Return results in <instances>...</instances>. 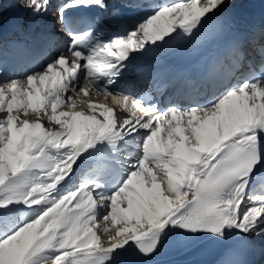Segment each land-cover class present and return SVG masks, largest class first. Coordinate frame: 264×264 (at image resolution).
Listing matches in <instances>:
<instances>
[{
	"label": "snow or ice",
	"instance_id": "obj_1",
	"mask_svg": "<svg viewBox=\"0 0 264 264\" xmlns=\"http://www.w3.org/2000/svg\"><path fill=\"white\" fill-rule=\"evenodd\" d=\"M233 3L12 0L36 36L10 76L0 36V264H156L174 237L246 264L264 236V24L240 32ZM173 42L211 45L208 70L158 103L126 72Z\"/></svg>",
	"mask_w": 264,
	"mask_h": 264
},
{
	"label": "bare ground",
	"instance_id": "obj_2",
	"mask_svg": "<svg viewBox=\"0 0 264 264\" xmlns=\"http://www.w3.org/2000/svg\"><path fill=\"white\" fill-rule=\"evenodd\" d=\"M3 2H4V8L0 9V15H2L3 17L2 21H4V19L8 16V14L12 12L13 10L17 12L22 11L19 8H9L8 7V5L12 3V0H3ZM208 46H211V45L205 44L200 47L195 46L193 50L191 51L181 50L179 51L180 58L187 66H189L190 64H192L194 61L197 60V58L200 55L201 50ZM256 240L260 244L264 245V236L257 237ZM205 245L207 244L200 245L197 247H189L187 249V252L183 253L182 255L156 260V264H196L197 261L200 259V253L202 252V249L204 248Z\"/></svg>",
	"mask_w": 264,
	"mask_h": 264
}]
</instances>
